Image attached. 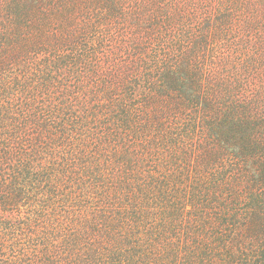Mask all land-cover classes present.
Returning a JSON list of instances; mask_svg holds the SVG:
<instances>
[{"label": "trees", "instance_id": "16d2710c", "mask_svg": "<svg viewBox=\"0 0 264 264\" xmlns=\"http://www.w3.org/2000/svg\"><path fill=\"white\" fill-rule=\"evenodd\" d=\"M40 1L0 0V264H264V125L206 116L199 90L205 74L227 94L246 67L201 62L231 16L196 37L181 0ZM154 94L175 109L151 115Z\"/></svg>", "mask_w": 264, "mask_h": 264}, {"label": "rangeland", "instance_id": "374dc122", "mask_svg": "<svg viewBox=\"0 0 264 264\" xmlns=\"http://www.w3.org/2000/svg\"><path fill=\"white\" fill-rule=\"evenodd\" d=\"M45 1L46 0L40 1L42 2L41 7H48ZM129 1L130 0H119L118 3H125V6H127L128 8ZM181 1V6L179 7V9L176 10V13L178 14H176L175 17L178 20H182V16H186L187 19L184 20L185 25L187 27L189 26L188 28H190L191 30L189 32L191 34L193 32L195 34L194 36L196 37L204 36L201 35L200 30H202L201 28L209 22V19V24L212 27L215 26L214 29L218 26L217 23L222 22V18L224 15H230L232 19L229 25V29L228 27L224 26L218 27V29L222 28L221 30L224 31L223 35L225 36L223 37V40L218 41L216 44L215 42L212 44L213 41L210 42V44L208 45L209 51L207 50L206 53L200 54L201 62L208 59L206 55L211 52L214 53L213 55L217 58L226 56L230 59L233 56V61L236 64L238 61H240V64L246 63L247 67L242 68V71L235 72L234 74L228 73L227 71V82L229 84V87H224L223 90L228 89L230 90V92H228L227 94H223L222 96L216 95L217 91H215V88L207 82L208 76L204 74L203 78H201L200 81H203L205 83L202 84L201 87H199V90L203 92L204 97L206 98H208L215 92L214 101L216 104V107L214 108V114H206V116L219 117L222 116L224 114V111L229 109V107H233L235 108L237 115L244 116L246 118L248 117L252 121H257V119H259L260 123L264 125V0H212L210 5L211 8L210 11H208L207 15L202 14L200 9L198 10L196 6L189 4L186 0ZM130 12L131 11H128L127 13L129 14ZM92 14L94 17L93 23H99L107 16L106 12H104V10L102 11L101 9H95L94 11H92ZM135 14L136 13L129 15L130 19H128V22H131V20H135ZM192 17L194 18V21H190ZM142 22L143 19L139 23ZM59 24L60 22L56 23V25ZM141 25L142 24H140V26ZM53 28H55L56 30L60 29L63 33V27L53 26ZM46 29L48 30V26L46 27ZM215 32V30H211V33H208L206 37L211 38ZM94 34H96L95 31L93 35ZM200 50L202 52L203 49ZM47 60H40V63L43 64L42 66L45 65V68L48 67ZM195 62L196 61H193L191 63V66L194 64L195 67L192 66L190 68L196 74V71H199V66ZM204 68H207V73L211 72L212 66L210 65L209 61L207 62ZM45 71L46 74L49 73L50 68ZM200 77L202 76L200 75L199 78ZM45 78H48V76L46 75ZM34 79L36 78L34 77ZM236 84H238V89L235 90L234 88L233 90H231L230 88L235 87ZM154 96L151 97V99L147 98V103L150 106L148 109L150 110L151 115L155 116L156 118L157 116H166L167 114L171 113L173 109H175V106H172V103H174L173 100ZM176 103L177 102H175V104ZM195 105L192 104L191 106ZM239 106H244V108H248V111H243L244 113L241 114L242 109H240ZM194 108L195 107H188V111H197V109ZM154 134L155 132L153 130L150 134L151 137ZM260 134L261 131L258 130V135ZM204 140V144L199 145L201 149L204 148L206 151L209 152L211 150L218 149V146L214 145V142H210L208 139ZM239 169L242 172L247 173L246 167H239ZM238 180H240L239 187L241 189L250 191V189L247 188L249 186V182L246 177H238ZM212 188L213 191L216 189L214 187ZM239 207L244 212V214L247 213L248 210L246 208H248V206L245 203L239 205ZM22 211H26V207H24ZM0 219L3 223L8 222V220L2 218ZM242 222H244L243 224H248V222L246 223V221ZM242 234L246 233L242 232L241 229L234 233V235L239 236H241Z\"/></svg>", "mask_w": 264, "mask_h": 264}]
</instances>
